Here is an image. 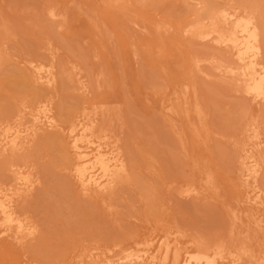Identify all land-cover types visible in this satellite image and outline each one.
<instances>
[{
    "label": "rangeland",
    "instance_id": "obj_1",
    "mask_svg": "<svg viewBox=\"0 0 264 264\" xmlns=\"http://www.w3.org/2000/svg\"><path fill=\"white\" fill-rule=\"evenodd\" d=\"M108 1L0 0V43H2L0 44V117L7 119L11 116H8L10 112L18 113V109L21 110L23 106L29 108V105L34 103V99L38 100V88L37 91L33 86L31 89L26 88L29 84L24 85L26 82H20L15 76L22 77L19 71L23 69L25 72L24 66L27 62L31 60L42 62V59L46 63L49 54L53 53L54 60L59 62H57L58 66L56 65L59 70L58 85L54 89L55 92L51 90L44 93L53 94L48 96L54 98L50 101L54 103L56 118L65 122V116L67 118L77 109L79 111L82 108L78 104L81 99L82 102H87L86 105L81 102L83 107L87 104L90 107L89 104L92 103L96 106L104 105L100 113L98 111L96 123L105 135H109L108 137L118 144L125 160L128 159L127 163L132 171L131 173L129 170L131 173L129 185L120 187L119 192L109 201L111 207L108 208V203L96 204L85 199L80 200L72 190L71 192L68 190L70 183L67 184L69 181L65 180L66 174L64 175L65 172L60 169L62 161L58 163L59 159L62 160V154L50 142L45 141L43 146V140L34 145L36 150L34 151V147L27 153V157L25 156L26 160L29 158L30 163L26 161L25 164L28 166V162L30 166L34 163L29 168L34 165L32 173L39 174L36 178L39 177L38 180L44 179V181L43 183L38 181L39 187L36 186L38 188L34 190V194L31 195L33 197L30 196L29 201V197L25 200L28 203H22L24 210L23 207L21 210L26 217L36 222L35 225L39 226L42 236L39 234L27 244L29 251L27 249L26 253L12 242H0V264H39L37 262L45 264L56 261L74 264L80 254L77 252L78 248L82 244L85 248H97L98 251L105 252L112 247L110 245L117 243L123 248L127 245L132 246L134 241L136 243L149 239L154 241L165 236L170 240L176 238L181 247L187 248L192 247L193 240V244L198 242L197 245L209 244L212 243L211 241L237 245L240 241L238 239L243 238L246 233L244 231L246 228L253 233L248 231V234H245L247 237L243 238L244 241L249 238V244L253 245L257 239L258 242L264 241V233L255 234L253 223H249L245 217L249 205H246L242 193L243 187H238L239 169L235 164L237 163L235 158L238 156L236 154L242 149L239 147L251 143L248 138L250 132L248 135L246 125L250 124L252 119L251 124L258 126L263 135L261 139L264 137V105L256 106L258 104H253L247 97L241 95L239 88L237 91L236 85L230 83V80L227 78L226 80L223 76L221 78L216 70L213 74L212 65L216 63L215 61H225L220 55H225L224 48L223 51H219L220 47L210 46L209 42L205 44L198 39L186 41L183 38L181 29L190 23L200 6L194 7L196 3L194 0H140L139 2L130 0L132 5L129 9L132 17L108 12L106 10ZM212 1L220 7L228 2V0ZM233 2L239 4L240 1L233 0ZM255 2L262 5L258 4L260 10H263V14L261 11L260 13L264 17V0H254ZM48 7H55L58 13L61 12L62 21L59 26L46 16ZM133 19L138 23L137 26L140 22L145 23L143 25L147 26V30L144 33L134 31L136 30L134 26L137 27L133 25ZM149 25H157L165 32L161 31V35L154 36L149 30ZM139 43H144V48H140ZM156 44L161 46L165 59L163 56L155 55L156 50L152 49ZM203 55L209 61L202 58ZM210 55L216 56L217 59ZM194 56L205 63L201 61L190 68L192 64H189V59ZM210 57H213L214 61ZM206 64L211 65L209 66L211 71ZM199 65H202L201 68L198 67ZM61 66L67 67L63 76L64 68L62 69ZM188 67L190 70L194 69V72L190 71V73ZM199 69L201 72L198 71ZM13 70H16V73L18 71V74L13 76L15 74ZM197 71L199 73H196ZM188 77L198 86L200 106H203L202 112L206 114L201 113V117L205 118V125H198L201 127L202 136L197 140L193 139L194 137L186 130L188 121L186 116L184 117L187 120L183 116L170 118L162 109L161 103L173 89L180 88L181 80H189ZM83 86L87 87L85 90L88 93L80 95L78 89ZM22 101L29 105H24ZM190 114L193 122L199 119L198 115L193 116L191 112ZM245 139H247L246 143ZM261 146L258 153L260 158L262 156L264 158V143ZM31 152H34L35 156L32 154V157ZM200 159L205 161L208 170H211L216 179L215 191L206 195L203 189L201 190L200 184L198 185L199 169L193 163ZM262 161L264 162L263 159ZM148 166L151 174L145 171L148 170L145 168ZM263 172L264 169L261 172L263 175L260 174L262 180L259 181L262 189H264ZM62 181H66L68 186L65 187ZM188 184L199 187L205 196L201 197L203 195L201 193L196 198L180 195L179 190ZM145 186L150 188L149 191L144 190ZM263 209H258V214L262 215V218H264ZM30 243L35 246L33 249ZM117 249L119 248H114Z\"/></svg>",
    "mask_w": 264,
    "mask_h": 264
},
{
    "label": "bare ground",
    "instance_id": "obj_2",
    "mask_svg": "<svg viewBox=\"0 0 264 264\" xmlns=\"http://www.w3.org/2000/svg\"><path fill=\"white\" fill-rule=\"evenodd\" d=\"M139 1L140 0H137V2ZM194 1H196V3H194L195 4L194 7L197 6L200 7L196 10L197 14L193 17V19H191L190 23L186 24L181 29V34L183 38L186 41L190 39H198L199 41H202L204 43L209 42L208 44L210 46L215 45L217 47H220L221 49L219 51H221L224 48L226 50V52L225 51L223 52L225 55L223 54L220 55H222L225 61L219 62L221 60H218V62L215 61L216 63H214L213 65L211 63L213 67L212 69L213 74H214V70H216L219 73V75H221L220 76L221 78L223 76L225 79L227 78L228 80H230L229 82L230 83L232 82V84L236 85L237 88L234 85H231L230 83L229 84L235 87L236 90L239 88V92L241 93V95L247 97L249 101L253 102V104L254 103L258 104L256 106H260V104L264 105V25H263L264 17L262 16L263 10L262 11L260 10L261 8L260 6L262 5L258 3L260 5L259 6L258 4H256V2L254 3V0L253 2L250 0H239L240 1L239 4L236 2L234 3L233 0H228V2L222 4L225 6L223 7L221 6L222 7L221 8L220 6H217V4L215 5L214 1L212 0H194ZM131 5H132V1L130 0H109L106 6V10L108 12L117 13V15L124 14V16L125 15L132 16V13L129 9ZM188 10L190 11V9ZM260 11L262 14L260 13ZM58 12L59 11H57L55 7L46 8V16L51 20V22L56 23L57 26H59L58 24L59 23L61 24L62 21V15L60 14L61 12L60 13ZM127 18L128 17H126V19ZM133 22H132L133 25L138 24L137 22H135V20ZM140 24L143 25L145 23L140 22ZM140 24L138 26L136 25L138 29L135 28L134 26V29H136L134 31H139L144 33L147 30V26L146 25L141 26ZM149 30L152 32V34H154V36L156 34L161 35L160 34L161 31L163 33L165 32L157 25L156 26L149 25ZM138 46L142 48L143 46H145V44L139 43ZM152 50H156L155 55L163 56L164 51L162 50L161 46H159L158 44H156ZM52 54H49L48 56L49 58L46 63H44L42 59H41L42 62L35 60H31L29 62L26 61L27 64L25 65L24 63L25 66L23 65L25 67L24 68L25 72H23V69L19 71V75L21 74L20 76L22 77H19L17 75L18 71L16 73L15 72L16 70L15 71L13 70L15 72L13 76L17 75L15 77L17 79L19 78L18 80H20V82L22 83L26 82V84L24 83V85L29 84V87L26 88L31 89L32 88L31 86L35 87V90L38 88L39 90L38 95L36 94L38 96V100L37 98H36L37 101H35L34 99L33 100L34 103L31 104V106L29 105V103L26 104L27 102L24 103V101H22L24 105L25 104L29 105V108L28 106H23L22 104L23 107L22 106L21 107L23 109L22 108L21 110L18 109L19 110L18 113L15 111H13V114L12 112H10L11 114L6 113V116L8 114V116L11 115L12 117L9 116V118L7 119L6 117L5 119L3 117L2 118L0 117V242H4V241L12 242L15 245L21 247L24 253H26V250L28 249L27 244H29L30 241L36 239V237L40 234L38 229L39 226L37 227V225H35L36 222H33V220L31 221L28 217L25 216L24 212H22V210H24V205H22V203H28L25 200L28 197H29L28 201L30 200V196L33 195L34 192L39 187L38 181L40 182L42 181V180H38L40 179L39 177L38 179L36 178L37 175L39 174L35 173L36 174L35 176V174L32 173L33 170L32 168H35L34 165H32L33 166L32 168H29L31 167V164L34 163H31L29 166L30 163L28 160L29 158L26 160L27 153L33 150V148L35 147L34 145H37L38 143L43 142L44 140L43 146H45L44 144L48 141L55 148H57L59 152H61L62 160H60L59 158L57 159H59L58 163L62 161V164L60 165L62 168L60 169L61 171L65 172L64 175L66 174L65 180L69 181L67 182V184L69 185L70 183L69 185L70 188H68V190H70V192L72 190V193L75 196H77L80 200L85 199L88 201L95 202L96 204L97 202L99 204L108 203L107 207L108 208L111 207L109 201H111V199L114 198L117 192H119L118 190L120 189V187L122 188L123 185L126 186V184L130 183L129 182L130 174L132 173V171L129 169L130 166L127 163L128 159L127 161L125 160L120 148L118 147V144L114 140H111L108 137L109 135L107 134L105 135V133H103V130L100 129L98 123H96V121L98 122V116H99L98 111L100 113V110L104 105L100 104L99 106H96L92 103L91 105L89 104L90 107H88V104L87 106L83 107L82 103L86 105L87 102L85 103L84 100H83L84 102H82L81 99L82 103L80 102L78 104L79 106L81 105L82 108L79 111L77 109V111L72 113V115L70 114L71 116L69 115L67 117L70 119L67 120L65 116L66 120L63 118L65 122H61L56 118V112H54V107H53L54 103L51 102L52 101L51 99L54 98H51L52 96L49 98V96L53 94L44 93L54 90L58 85L59 79L57 80L58 78L57 74L59 73V70L58 67H56V65L58 66L57 64L58 61L56 62L54 60ZM195 56L194 58L189 59L190 60L189 64L191 63L193 65V66L191 65L192 67L188 65L190 66V68L195 67L201 61L202 63H205L203 62V60H197L199 57L196 56L198 57L196 58ZM204 56L205 55H203L202 58H204ZM210 56L216 57L214 55H210ZM213 57H210L211 60L214 59ZM206 60L209 61L208 58ZM211 65H208V68ZM201 66L199 65L198 67L201 68ZM65 68L64 70L61 69L63 71L62 76L63 73L65 72ZM190 68L188 69L189 72L192 71L193 73L194 69L190 70ZM200 70L201 69H199L198 71ZM208 70L211 71L210 68ZM198 71L196 73H199ZM10 75H12V73ZM191 78H193V76ZM191 81L193 80L191 79ZM191 81L190 78L189 80L188 79L181 80L180 88L173 89L168 96L167 95L165 96V98L161 101V103L163 107L162 109H164L165 113L170 118L174 116H175L174 118H176V116L178 117L186 116V118L188 119L186 130L189 131V134L192 137H194L193 139L197 140L200 136H202L200 135L201 127H199L198 125L199 124L205 125L204 124L205 118L201 117L202 116L201 113H204L202 112V110L204 111V108H201L203 106H200V99L198 98V93H197L198 86H196L197 84L194 85ZM22 83L21 85H23ZM85 89H87V87L85 88V86L78 89L81 93L80 95L88 93ZM190 112L193 114V116L194 114L195 116L198 115L199 121L197 120V117H195L197 121L193 122L191 120L193 118H190L191 115ZM204 115L206 114L204 113ZM167 119L169 118H166V120ZM251 122L250 124L247 125L244 123L247 127L246 130L247 134L250 132V135L248 134L249 135L248 138L251 141V143H249L248 145L246 144L248 147L246 145H244L245 147H239V149L242 148L241 150H239V153L236 150L238 153L236 154L238 156L235 158V160H237V163H235L236 161L234 163L237 164L238 167L237 166L236 167L239 169L238 179H240L239 180L240 183L238 182L239 183L238 187L239 186L243 187L242 193L245 196L246 205L247 204L249 205V210L247 211L245 217L249 223L251 224L253 223L255 228L254 232L255 234H257V232L264 233V218H262V215L258 214L259 211L258 209L264 208V189H262L259 183V181L262 180V176L260 174H262L261 172L264 169L263 168L264 162L262 161V159L264 160V158L263 156L262 158H260V155L258 153L259 149L262 147L261 146L262 143H264V141L262 142V139L264 137L261 139V137L263 136L262 132L260 133L258 126L252 125L253 123L251 124ZM257 123L259 122L257 121ZM242 124L243 122L241 121V125ZM175 126L177 125L175 124ZM246 127L244 129H246ZM239 131H241V129ZM245 134L246 133H244V137H246ZM241 135H243V132H241ZM246 142L247 139H245V143ZM35 150L36 147L34 151ZM32 154L34 155L35 153L31 152V155ZM26 161L29 162V163L27 162L28 166L25 164ZM193 163H195L194 166L196 165L197 166L196 168L199 169L200 181L198 185L200 184L199 186H201V190L203 189L205 195L206 193L209 192L212 193L213 191H215L216 179L211 173V170L210 171L208 170L205 161L200 159L194 161ZM208 166L210 165L208 164ZM145 168L148 169L145 171H149L150 167L148 166V168L147 167ZM129 170L131 171V173ZM149 172L151 174V169ZM65 182H63L64 183L63 185L64 186L66 185L65 187H67L68 185ZM151 185L152 184H150V186ZM148 186H145L144 190L148 189L146 188ZM157 186H159V184ZM186 186L185 188L183 187L184 189L182 188L179 190L180 195H182L183 197L190 196L196 198L198 195L200 196V193L201 195L203 194L201 197L205 196L204 193L199 190L200 189L199 187L191 184H188L187 187ZM149 189L147 191H149ZM210 198L211 196L209 197V199ZM119 199L122 200V198ZM149 200L150 198L148 199V201ZM87 205L89 206L88 203ZM21 207H23L22 210ZM164 215L166 214L164 213ZM248 226L249 225H246V227ZM246 229H244V231L246 232L245 234L251 232L250 230H248L249 228ZM245 234L243 235V238L247 237ZM241 238L242 237L238 239L240 240L239 242L236 241L238 242L237 245L236 243L235 244L233 243L234 244L233 245L221 241H216V242L211 241L212 243L209 244L203 243L202 245L201 244L197 245L198 242L195 241L197 244L195 242H194L195 244H193L194 241L193 240L192 247L187 248V247H181L176 238L170 240L167 236H165V237H159L157 238V240L154 241L152 239L141 241L139 243H136L134 241L132 246L127 245L125 247L123 246L124 245L123 244L121 245L123 246V248H120L117 243L114 245H110L112 247L111 248L109 247L110 249L106 250L105 252L98 251L97 248H93V249H90V247L85 248V245L82 244V246L84 247L79 246L77 252L80 254L78 255V259L74 264H264V253H263L264 241L261 242L260 240L258 242L257 239L256 243L253 245L251 243L249 244L248 242L250 241L249 238L248 240L245 239L247 241H244V239ZM31 246L32 249L35 247L32 244ZM116 247H118L119 249L114 250V248ZM39 255H41V252H39ZM70 256H75V255L70 254ZM62 262L59 263L61 264ZM37 263L40 264L41 262H37ZM59 263L56 261L45 264H59ZM62 264H67V263L63 262Z\"/></svg>",
    "mask_w": 264,
    "mask_h": 264
}]
</instances>
